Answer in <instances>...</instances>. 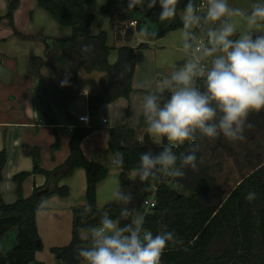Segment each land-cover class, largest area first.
Returning <instances> with one entry per match:
<instances>
[{
	"label": "trees",
	"instance_id": "16d2710c",
	"mask_svg": "<svg viewBox=\"0 0 264 264\" xmlns=\"http://www.w3.org/2000/svg\"><path fill=\"white\" fill-rule=\"evenodd\" d=\"M96 0H37L38 5L51 15L59 25L72 29V37L59 39L51 36H42L46 44L45 60L41 56H33L31 67H40L47 62L59 72L68 84L64 87L52 82L45 83L41 80L38 90L47 87L51 93L58 110L70 120L74 117L69 112V106L78 96V91L85 85V80L78 75V69L84 68L87 72L101 70L105 72L102 86L92 92L88 97V106L91 114H95L103 103L113 102L119 97L129 98L133 91V78L136 69V48L129 45H109L108 33L101 30L91 33L90 28L95 23L96 16L86 9L88 3ZM204 0H193L198 8ZM21 0H7V11L0 19L7 18L15 26L14 14ZM187 0H179L177 14L174 19L161 22L159 4L153 8L145 4L135 9L127 10L128 0H107L102 6L103 13L110 16L111 24L116 28L117 38L130 41L135 31L141 33V28H146L156 35L145 36L152 40L169 31L183 27L180 11L184 10ZM204 14V13H203ZM135 21V25H131ZM205 24L194 29L196 35L202 32ZM16 29V28H15ZM20 37H28L18 30ZM93 44L94 51L84 59L81 54L83 44ZM139 47H148L147 42H141ZM112 51L117 52L115 62H110ZM69 60L70 64L64 66ZM198 86L203 88V81H198ZM158 92V91H149ZM170 94L165 91L163 96ZM249 122L254 125L245 130V141H238L245 145L253 140L256 134L264 128V110L249 115ZM92 126L77 124L70 140V154L66 161L50 171L42 167L41 149L37 146L23 144L24 151L33 158L34 167L31 171H20L13 176L16 183L18 198L11 203L3 199L0 191V242L9 237H14L15 243L9 249H0V264H44L36 258V252L42 249L36 213L41 204L53 194L68 197L70 188L59 182L62 178L71 176L76 169L84 168L87 174L86 204L73 209V229L70 244L63 247H53L52 251L61 254L62 264H83L84 261L77 254L78 248L90 246L89 241L81 236V230L97 225L103 213L107 212L113 219L119 218L120 210L124 206L114 200L102 209L97 205V185L109 173V168L90 160L82 149L83 139L91 133ZM215 140L223 147L228 140L204 138L197 140L200 145L197 152L198 171L185 169L181 178L160 177L140 181L138 175L131 176L138 166L142 152L151 149L153 152L161 151L166 144H157L150 141L148 134L140 140L137 130L128 125H117L110 128L109 149L113 153L120 152L124 156L119 179V189L131 193L134 197L132 204L136 212L144 217L143 228L151 231L153 235L165 231H174L183 240V246L171 244L164 250L161 264H264V158L257 153L252 156L248 152L246 157L251 160L255 157L254 169L244 176L230 192L224 196L223 190L216 186L210 175L209 166L202 159V144L204 141ZM60 146L57 140L52 150ZM185 145L173 148L179 155L187 149ZM7 162L5 150L0 152V183L4 179V168ZM33 173H42L53 178L54 184L50 194L43 197L37 195L36 187L32 195H23L24 181ZM170 180V181H168ZM181 187L184 191H179ZM155 191L156 205L147 210L145 201ZM255 192L256 199L248 202L245 196L248 192ZM86 205L92 206V213L86 218L81 213ZM135 217H133L134 219ZM128 221L121 220L123 225ZM187 249V250H184Z\"/></svg>",
	"mask_w": 264,
	"mask_h": 264
},
{
	"label": "clouds",
	"instance_id": "9594fccd",
	"mask_svg": "<svg viewBox=\"0 0 264 264\" xmlns=\"http://www.w3.org/2000/svg\"><path fill=\"white\" fill-rule=\"evenodd\" d=\"M157 3L161 22L175 18L179 0H147L146 5L150 9ZM144 4L145 0H128L127 10ZM234 17L245 19L248 29L243 34H238L231 19ZM182 22L185 62L162 81L158 92L143 98L147 132L166 138L169 143L159 152L149 149L141 153L135 171L142 182L160 177L181 178L185 169L198 171V139L223 137L243 142L247 138L245 130L254 127L248 119L250 113L264 110V34L255 32L264 24V3H254L246 12L230 7L228 0H207L206 12L198 14L193 0H187ZM210 22L216 26L207 30L205 43L194 29ZM140 31L146 37L156 35L146 28ZM234 36L238 38L233 39ZM93 51L91 43L81 46L84 59ZM201 80L203 88L197 83ZM67 84L65 79L60 86ZM165 91L170 94L168 97L163 96ZM186 142L185 152L177 155L173 148ZM114 162L122 166L123 154L115 153ZM113 195L124 205L119 218L103 213L99 223L86 230L84 239L90 246L77 249L87 264H161L169 244L183 246L174 231L153 235L144 230V217L130 206L134 199L131 193L117 189ZM255 199V192L245 196L248 202ZM90 213L92 206L86 205L81 217ZM121 220L128 222L121 225Z\"/></svg>",
	"mask_w": 264,
	"mask_h": 264
},
{
	"label": "crops",
	"instance_id": "0c3cea01",
	"mask_svg": "<svg viewBox=\"0 0 264 264\" xmlns=\"http://www.w3.org/2000/svg\"><path fill=\"white\" fill-rule=\"evenodd\" d=\"M24 1L27 8L23 6ZM0 3L1 16L6 13L7 3L4 0ZM38 7L40 6L37 4V0H21L14 14L16 24L22 29L25 28V23L28 21L27 13L31 8L36 12L39 11L41 18H43L44 12H47ZM7 20V18L0 20V68L3 67L6 55L15 56L23 53L17 50L19 45L26 46L28 56L36 47L33 42L22 43L12 37V29L5 27ZM41 23L40 20L36 25H41ZM113 29L116 32V28ZM136 32L140 35L137 43L142 42L141 37H143L145 42L148 43V47H139V51H136L133 91L129 98L119 97L113 102L103 103L95 114L90 113L88 97L92 92L101 88L106 75L104 71L93 70L87 72L82 67L78 69L79 77L85 80L86 83L78 98L68 108L74 117L73 121L61 114L46 86L38 90L41 80H44L45 83L52 82L60 86L64 77L54 67H47L48 69L45 70L44 74H52V76H40L37 79L35 89L25 86L26 83L16 77L15 81L0 80V151L7 149L9 154L8 163L4 168V179L0 183V191L6 202L11 203L18 198L13 176L20 171H30L33 167V159L22 151V145L28 144L39 147L42 150V167L52 171L62 165L70 154V140L73 131H70L69 126L72 124L93 127L92 132L83 139L82 149L90 160L100 162L109 168L108 176L97 185V205L99 209L115 200L113 194L120 186L119 175L122 169L115 164L114 155L109 149L110 128L117 125H128L137 130L140 140H143L144 136L148 134L150 141L153 143L165 144L166 138L156 137L147 132L142 103L148 92L159 91L162 81L172 71L178 69L180 65L169 67L165 63H158L157 48L150 47V39L142 33ZM67 34L70 35V33H66V36ZM48 35L56 36L53 33ZM114 39L116 40L114 43L116 46H120L125 41V38L118 39L117 36H114ZM37 46H40L41 50L44 44L41 43ZM114 52L113 62L116 61L118 56L116 55L117 52ZM69 64L70 61L67 60L64 66ZM14 84H16V87L12 88ZM6 86L9 87L5 88ZM37 112L40 114L39 118H37ZM85 114H88L91 118L89 124L79 121V117ZM110 117L113 123L110 122ZM104 118H108L107 121H104ZM57 140L60 141V146L52 150V146ZM136 175V171L131 172L132 177H136ZM47 182L48 177L45 174H32L23 184V195L25 197L32 195L36 187H44ZM59 184H66L70 188L69 196L50 195L36 213L40 240L43 245V248L36 252V258L44 264H62L61 257L53 252L52 248L67 246L72 240L73 209L86 204V170L84 168L76 169L71 176L62 178ZM80 233L84 238L86 230L82 229ZM14 243L13 236L5 238L0 242V249H9L13 247ZM83 264H87V262Z\"/></svg>",
	"mask_w": 264,
	"mask_h": 264
},
{
	"label": "rangeland",
	"instance_id": "374dc122",
	"mask_svg": "<svg viewBox=\"0 0 264 264\" xmlns=\"http://www.w3.org/2000/svg\"><path fill=\"white\" fill-rule=\"evenodd\" d=\"M1 1L2 0H0V2ZM4 1L7 3V0ZM204 1L206 2V4L199 5L198 8L196 9L198 14H203L207 10V0ZM106 2L107 0H96L94 2L88 3L86 5V9L89 12L94 13L96 16L95 23L91 26L90 32L98 33L101 30H105L108 33L107 43L112 46L116 42L114 36H117V33L114 32L113 29L114 26L111 24L110 16L103 13L102 11V6L106 4ZM254 3H264V0H228V4L230 7L240 8L246 12L250 11L251 5ZM23 6L24 8H27L25 1L23 2ZM6 11H7V6H6ZM183 14H184V10H181L180 11L181 17L183 16ZM27 18L28 21L25 23V28L23 29L20 28L18 24H16V22H15V26L11 25L9 23V20H7L5 27H10L12 29L11 36L14 37L15 39L20 40V42L22 43H25L27 41L33 42L34 45H36V47H34L32 53L29 56L27 55L28 52H26L25 49L26 46H23V44L22 46L19 45L17 49L18 51H21L23 53L21 54L19 53L15 56L6 55V58H4L3 67L0 68V80L4 79V80L15 81L16 78L21 79L24 81V83H26L25 86L32 87V89H35L38 82L37 79L40 76H52V74L50 75L44 74L45 70L48 69L47 67L51 66L47 62L42 64L40 67H35V68L31 67V61L33 56H41L45 60H48L46 57V44L42 36H51L48 34L53 33L57 37L56 36H51V37H55L59 39L71 38L72 29L59 25L58 22L51 15L45 12L43 18H41V14L39 13V11L36 12L33 8H31L28 11ZM231 19L237 28L238 34H243L245 31H247L248 26L243 17H234ZM40 20L42 22L41 25H36L40 22ZM216 23L218 24L219 22ZM214 26L216 25L211 22L205 24L202 29V34L206 35L207 30L210 27H214ZM16 30H18L24 35H27L28 37L26 38L20 37V35L15 33ZM182 32H183V27H180L178 29L169 31L168 33L158 38H155L154 40H150L151 41L150 47L157 48L158 63H163V64L165 63V65H168L169 67L175 65L182 66V64L185 62V51L182 46L183 45ZM255 32L257 34H264V24H261L260 27L256 28ZM66 33H70V35L67 34L66 36ZM139 37L140 35L136 32L132 36L130 41L128 42L124 41L120 45H126L128 43L129 45L136 47V51H139V44L141 42L139 41L137 43V39ZM236 38H238V36L233 37V39ZM141 39L142 42H145L143 37H141ZM41 43L44 44V46L40 50V46L37 45H41ZM114 55L115 52L112 51L110 55L111 58L110 62L112 63H113ZM7 87L9 86H6L5 88ZM13 87H16V84L12 85V88ZM83 89L84 86L79 89L78 96L80 95ZM39 117L40 114H38L37 112V118ZM110 122L113 123L111 117H110ZM3 150H5L7 153V162H6L7 164L9 159V154L7 149H3ZM22 151L26 155H29L24 151L23 145H22ZM248 152H251L252 156H255L257 153H260L263 155L262 157L264 158V128L261 129L256 134L253 140L247 141L245 145H241L238 141H231V140H228L227 145L223 147L219 146L215 140H208L207 142L206 141L203 142L202 159L209 166V171H210L209 173L212 176L216 186H218L221 190H223L224 196H227L228 193H230L233 190V188L239 183V181L254 169L253 167L256 163L255 157H253L251 160H248L246 157ZM41 156H42V150H41ZM33 167H34V163H33ZM177 189L179 191L186 192V190H184L181 187H177Z\"/></svg>",
	"mask_w": 264,
	"mask_h": 264
},
{
	"label": "built area",
	"instance_id": "2783aa9c",
	"mask_svg": "<svg viewBox=\"0 0 264 264\" xmlns=\"http://www.w3.org/2000/svg\"><path fill=\"white\" fill-rule=\"evenodd\" d=\"M206 2L205 1H202L199 5H205ZM131 25H135V21H131ZM199 39L205 41V43L207 42V34H202V32L198 35ZM79 121L80 122H84L86 124H89L90 121H91V118L88 114H85V115H81L79 117ZM104 121H107L106 119H104ZM75 128V125H70L69 126V129L70 131H73ZM156 205V194H155V191H153V193L150 195V197H148V199H146L145 201V207L147 210L151 209L152 207H154Z\"/></svg>",
	"mask_w": 264,
	"mask_h": 264
},
{
	"label": "water",
	"instance_id": "95a60500",
	"mask_svg": "<svg viewBox=\"0 0 264 264\" xmlns=\"http://www.w3.org/2000/svg\"><path fill=\"white\" fill-rule=\"evenodd\" d=\"M166 142L167 141H165V143ZM53 184H54L53 178H50V180L47 182V184L44 187H41L39 190H37V195L41 198L47 194H50L53 188ZM40 243L41 240L39 239L38 244ZM58 256L61 257V254L59 253Z\"/></svg>",
	"mask_w": 264,
	"mask_h": 264
}]
</instances>
